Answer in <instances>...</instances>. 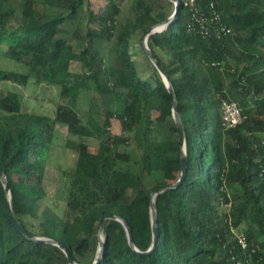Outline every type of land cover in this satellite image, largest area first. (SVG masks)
Wrapping results in <instances>:
<instances>
[{"label":"trees","instance_id":"16d2710c","mask_svg":"<svg viewBox=\"0 0 264 264\" xmlns=\"http://www.w3.org/2000/svg\"><path fill=\"white\" fill-rule=\"evenodd\" d=\"M50 1L76 17L87 0H23L20 25H12L16 6L6 8L9 0H0V60L4 43L10 58L21 62L30 57L28 72L0 67V168L12 196L9 200L0 176V264H71L59 246L27 236L13 214L30 233L58 241L81 264L102 244L94 234L107 215L123 217L136 247L146 251L154 240L153 192L179 180L183 149L173 94L156 66V83L142 75L133 59L131 38L143 24L148 23L147 32L166 15H155L147 0H133L134 18L112 40L123 3L106 0L97 17L103 28L94 35L109 46L94 49L56 40L66 17L46 20L38 4ZM180 1L173 21L150 35L148 42L177 94L185 124L187 173L178 187L156 197L159 240L154 251L138 252L123 223L109 218L98 264H233L231 250L242 259L248 257L233 228L244 230L251 248H256L252 262L264 264V0H194L193 6L189 0ZM214 11L231 33L219 34L217 22L210 23L208 35L201 31L194 14L211 17ZM88 13L92 22L95 13L90 8ZM230 60L234 63L228 65ZM64 61L81 62L86 88L118 98L120 109L99 111L93 95L84 123L74 106L82 88L67 81ZM5 81L26 88L41 82L59 85V97L70 103L58 102L54 115L25 110L24 93L17 87L3 92ZM224 100L238 102L247 115L235 127L223 124L218 110ZM114 118L121 125L118 134L109 131ZM171 121L174 137L155 138V124ZM58 123L68 127L67 147L79 153L75 170H61L57 188L62 193L64 187L63 199L75 212L71 220L58 213L37 214L38 203L48 195V157ZM97 124L108 138L92 152L88 138ZM134 147L141 150V169L161 171L162 180L144 184L141 171L132 164Z\"/></svg>","mask_w":264,"mask_h":264},{"label":"rangeland","instance_id":"374dc122","mask_svg":"<svg viewBox=\"0 0 264 264\" xmlns=\"http://www.w3.org/2000/svg\"><path fill=\"white\" fill-rule=\"evenodd\" d=\"M122 1L123 8L118 15L115 35L112 40H116L118 34L125 27V23L128 19L134 18V12L132 9L133 0H118ZM152 3L154 6V14L157 15L160 11L165 13L166 19L174 15L176 10V1L174 0H147ZM21 2L23 0H9L5 4L6 8L14 5L16 6V21H13L12 25H20L22 23V7ZM89 2L91 5L89 6ZM106 0H87L86 5L83 10H81L76 17H69V10L60 8L55 5L53 1L47 3V5L38 4V8L44 11L45 19L50 21L55 17H66L64 22L60 24V30L56 34L57 39L66 40L70 44H76L81 47H89L94 49H107L109 42L102 38L95 36L94 34L100 33L103 25L100 23L97 18L99 15L103 14L106 8ZM91 9L95 13V18L92 22H89V13L88 9ZM164 21V20H163ZM148 26V23L142 25L131 38L132 42V51L133 59L137 63V67L145 77H148L152 80L153 83L157 82L153 74L154 63L152 59L147 55L144 48V38H145V28ZM8 46L7 43H4L1 47V60L0 67L8 71H30L28 68V62L30 57L25 58L23 61H16L5 54ZM233 61H228V65L233 64ZM171 67V65H167ZM61 68L67 73V81L73 83L82 88L75 108L79 112L84 123L87 122L90 112L91 97L94 95L97 102V109L103 112L106 108H112L114 110L120 109V102L116 97H112L109 94H102L100 92L92 91L87 89L86 81V71L83 68L81 62L78 61H69L63 62ZM224 71V70H223ZM222 71V73H223ZM204 74V72H202ZM179 79V74L174 76V80ZM17 87L24 93V109L28 111H34L37 113H44L49 115H54L55 109L58 102L70 103V99H62L59 97L60 86L52 85L45 82H41L37 85H32L29 88L17 85L11 81L2 82V91L6 92L7 89H13ZM87 87V88H86ZM217 105V101L213 102ZM221 112L220 110H218ZM222 116V112L220 113ZM155 115V114H154ZM102 121V120H101ZM174 122L171 121L165 126L160 124H155V138L157 139H169L173 138L174 134L170 131V126ZM160 126V130L157 127ZM58 134L52 145V148L49 152L48 157V167L47 174L45 179V187L47 190V197L41 200L37 205V214L38 216H51L53 213H58L63 216L66 220H71L75 215V212L72 211L65 200L63 199L64 194L66 193L63 187L62 193H58L57 188L59 180L61 179V170L73 171L75 170L77 160H78V150L77 148H68L66 145L67 138L70 136L68 134V127L66 124L58 123ZM99 124L95 127V134L88 138L89 149L92 152H96L101 145V142L106 141L108 138V133H102L99 129ZM109 131L113 134H118L121 132V125L118 119L114 118L112 120V126L109 128ZM140 148H133V167H136L141 171L143 175V181L146 186H151L157 180L163 179V173L161 171H155L153 173H147L141 169L140 160ZM65 183L67 180H64ZM229 191L232 192V188H229ZM35 220H37L35 218ZM98 235L99 238L105 240V235L99 229L94 234ZM92 236V240L94 238ZM98 244L97 249H93L89 257L83 259L82 264H88L91 259L97 258L100 253V246ZM94 246V245H93Z\"/></svg>","mask_w":264,"mask_h":264},{"label":"water","instance_id":"95a60500","mask_svg":"<svg viewBox=\"0 0 264 264\" xmlns=\"http://www.w3.org/2000/svg\"><path fill=\"white\" fill-rule=\"evenodd\" d=\"M174 1H176V10H175L174 15L172 17H170V18L165 19L164 21L158 23L157 25H155V26H153V27H151V28H149L147 30V32L145 34V38H144V48H145V51H146L147 55L152 59L154 65L159 70L164 82L167 84L169 90L172 92L173 97H174V100H173L174 118H175V121H176V126H177V128L179 130V133H180V138H181V141H182V149H183V152H182V173H181V176H180L178 181H176L174 183H171L170 185H168V186H166L164 188H161L159 190H155L153 192L152 219H153V228H154V240H153L152 246L148 250L142 251V250H140V249H138L136 247V244H135V241H134V238H133V234H132V230H131L129 224L127 223V221L121 216H118V215H107V216H104L102 218V220H101V229H100L101 232L104 231L105 222L109 218H113V219L119 220L120 222L123 223V225L125 226V228L127 230L131 245L138 252L146 253V254L151 253L152 251H154V249H155V247H156V245L158 243V240H159V219H158V211H157V208H156V197L158 196V194H160L162 192H165L167 190L174 189V188L178 187L182 183V181L184 180V178L186 176V173H187V168H188V153H187V149H186L185 124H184V120L182 118V115H181V113L179 111L177 94H176V92L174 90L173 81H172L171 77L169 76V74L167 73V71L164 68V66L162 65V63L156 57L155 53L151 49V47L149 45V42H148L150 35H152L153 33H156V32H162L164 29H166L168 27V25L175 18L176 14H177V10L179 8V5H180L181 1L180 0H174ZM0 176L4 180L5 188H6L8 196H9V200H12L11 188H10V185H9L8 177H7L6 173L3 171L2 168H0ZM13 215L15 217L16 223L18 224V226L22 229V231L27 236H29L31 238H34L36 240L46 241V242H49V243H52V244H55V245L59 246L67 254V257H68V259H69L71 264H81V263L76 262L74 260V258L72 257V255L67 251V249L63 245H61L58 241H56L54 239H51V238H47V237H39V236L33 235L32 233H30L18 221V219L16 218L15 214H13ZM101 241H102V244H101V247H100V253H99V255L97 256V258L94 260V262L92 264H98L100 262V260L102 259L103 255H104L105 240L101 239Z\"/></svg>","mask_w":264,"mask_h":264},{"label":"built area","instance_id":"2783aa9c","mask_svg":"<svg viewBox=\"0 0 264 264\" xmlns=\"http://www.w3.org/2000/svg\"><path fill=\"white\" fill-rule=\"evenodd\" d=\"M189 3L193 6L194 0H189ZM194 17L199 24L201 31L208 35L210 33V23L217 22L218 26L216 27V31L219 34L227 35L232 32V29L225 25L222 22L221 14L217 11L213 12L211 17L205 16L204 14L195 13ZM216 64V63H213ZM221 112H222V120L223 124L226 128L235 127L241 122L245 120L247 115L244 113L243 108L238 104V102L234 100H224L221 104ZM230 206V204H228ZM233 232L236 235L239 246L242 248L244 253L248 252V257L242 259L233 253L229 259L233 264H258V262L253 263L251 260L253 252H255L256 248H251V244L248 240V236L244 230H236L233 228Z\"/></svg>","mask_w":264,"mask_h":264}]
</instances>
